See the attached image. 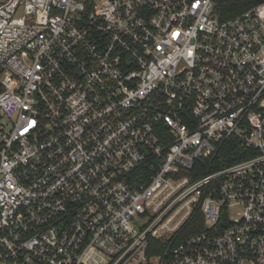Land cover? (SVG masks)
<instances>
[{
    "label": "built area",
    "instance_id": "1",
    "mask_svg": "<svg viewBox=\"0 0 264 264\" xmlns=\"http://www.w3.org/2000/svg\"><path fill=\"white\" fill-rule=\"evenodd\" d=\"M218 2L0 0V264H264V1Z\"/></svg>",
    "mask_w": 264,
    "mask_h": 264
},
{
    "label": "trees",
    "instance_id": "2",
    "mask_svg": "<svg viewBox=\"0 0 264 264\" xmlns=\"http://www.w3.org/2000/svg\"><path fill=\"white\" fill-rule=\"evenodd\" d=\"M263 1L264 0H219L216 12L222 20H226ZM231 149H233L232 146H226L222 155H228ZM236 159L237 158L226 159L222 165L232 163Z\"/></svg>",
    "mask_w": 264,
    "mask_h": 264
}]
</instances>
